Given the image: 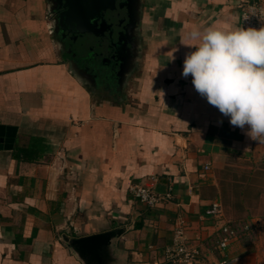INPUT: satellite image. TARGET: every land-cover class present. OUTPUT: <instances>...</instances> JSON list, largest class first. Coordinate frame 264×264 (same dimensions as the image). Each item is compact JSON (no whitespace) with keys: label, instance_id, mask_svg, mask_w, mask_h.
<instances>
[{"label":"crops","instance_id":"crops-1","mask_svg":"<svg viewBox=\"0 0 264 264\" xmlns=\"http://www.w3.org/2000/svg\"><path fill=\"white\" fill-rule=\"evenodd\" d=\"M246 1L142 0L127 58L99 63L60 43L48 0H0V264H85L66 239L114 229L104 264H169L180 220L204 242L198 264H219L217 172L257 141L182 72L191 32L241 28ZM134 185L174 198L149 208ZM215 202L222 217L206 213ZM233 245L232 264H251Z\"/></svg>","mask_w":264,"mask_h":264},{"label":"clouds","instance_id":"clouds-1","mask_svg":"<svg viewBox=\"0 0 264 264\" xmlns=\"http://www.w3.org/2000/svg\"><path fill=\"white\" fill-rule=\"evenodd\" d=\"M195 51L186 55L182 75L195 90L230 118V124L264 144V27L209 26L194 29Z\"/></svg>","mask_w":264,"mask_h":264},{"label":"rangeland","instance_id":"rangeland-1","mask_svg":"<svg viewBox=\"0 0 264 264\" xmlns=\"http://www.w3.org/2000/svg\"><path fill=\"white\" fill-rule=\"evenodd\" d=\"M217 174L225 191L222 201L226 203L227 218L250 227L233 245L235 253L253 256L251 264H264V145H258L257 141L246 152L231 155ZM233 257L238 259L236 255Z\"/></svg>","mask_w":264,"mask_h":264},{"label":"water","instance_id":"water-1","mask_svg":"<svg viewBox=\"0 0 264 264\" xmlns=\"http://www.w3.org/2000/svg\"><path fill=\"white\" fill-rule=\"evenodd\" d=\"M117 0H48L50 12L57 13L54 28H58L62 35L98 34V22H105V13L116 8ZM142 0H123L120 7L127 10L129 23L124 32L119 33L118 43H122L123 48L127 47L125 41L126 34L130 29H138L142 16ZM64 45V42H60ZM75 57V56H73ZM121 60H124L123 58ZM72 73L80 80L87 82L94 78L93 73H89L78 61H71ZM1 129V128H0ZM10 135H14L15 129H9ZM1 133V132H0ZM2 135V134H1ZM258 145L260 144L258 142ZM122 229H114L106 233L82 237L77 239H66L72 249L79 254L85 264H104L108 257V248L114 238L121 236Z\"/></svg>","mask_w":264,"mask_h":264},{"label":"built area","instance_id":"built-area-1","mask_svg":"<svg viewBox=\"0 0 264 264\" xmlns=\"http://www.w3.org/2000/svg\"><path fill=\"white\" fill-rule=\"evenodd\" d=\"M241 23L242 28L245 29L255 28L259 30L264 27V2L246 1L242 9ZM130 190L138 201L149 208H157L174 198L172 192L161 194L141 185H134ZM206 213L210 216H221L222 204L219 202L213 203ZM249 229L248 225L241 229L230 220L222 222L215 246V250L220 255L219 264H232L235 261V258L231 255L232 245L240 239L242 230L248 231ZM203 249L204 242L202 239L197 238L196 245L190 244L184 221L180 220L179 225L175 228L172 243L165 250L164 260L169 264H198L202 260Z\"/></svg>","mask_w":264,"mask_h":264},{"label":"flooded vegetation","instance_id":"flooded-vegetation-1","mask_svg":"<svg viewBox=\"0 0 264 264\" xmlns=\"http://www.w3.org/2000/svg\"><path fill=\"white\" fill-rule=\"evenodd\" d=\"M123 0L116 1V8L105 13V22H98V34L88 33L85 35H76V38L66 33L65 37L59 35V41H65L66 50H71V56L80 58L84 56L87 61H97L99 63H108L109 60L117 62L118 60L127 58V51L123 48L122 43H118L119 33L124 32L129 23L126 8L120 7ZM56 20L57 13L54 14ZM58 28H54V33H58ZM125 42L134 43V38L130 34H126ZM109 59V60H106ZM113 62V63H114Z\"/></svg>","mask_w":264,"mask_h":264},{"label":"trees","instance_id":"trees-1","mask_svg":"<svg viewBox=\"0 0 264 264\" xmlns=\"http://www.w3.org/2000/svg\"><path fill=\"white\" fill-rule=\"evenodd\" d=\"M21 152H24V150H21ZM221 184H222V183H221ZM223 194H225V191L223 192V189H222V197H223ZM223 204H224V201H223ZM225 204H226V203H225ZM225 204H224V205H225ZM230 221H231V220H230ZM231 222L234 223L233 221H231ZM234 224H235V225H238V227L241 228V229H243V227H244V226H241V224H239V223H234ZM245 226H246V225H245ZM249 230H250V229H249ZM249 230H248V231H249ZM248 231H244V230H242V232H241V234H240V235H241L240 239H241V238L244 236V234H245L246 232H248Z\"/></svg>","mask_w":264,"mask_h":264}]
</instances>
